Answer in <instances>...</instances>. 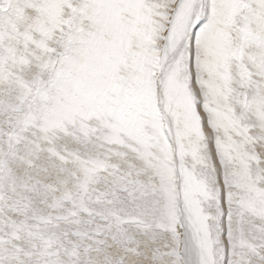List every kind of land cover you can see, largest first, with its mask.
<instances>
[{
	"label": "snow or ice",
	"instance_id": "1",
	"mask_svg": "<svg viewBox=\"0 0 264 264\" xmlns=\"http://www.w3.org/2000/svg\"><path fill=\"white\" fill-rule=\"evenodd\" d=\"M0 264H264V0H0Z\"/></svg>",
	"mask_w": 264,
	"mask_h": 264
}]
</instances>
